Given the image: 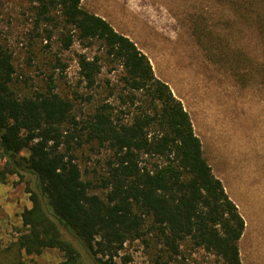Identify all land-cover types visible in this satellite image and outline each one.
I'll use <instances>...</instances> for the list:
<instances>
[{"label": "trees", "instance_id": "trees-1", "mask_svg": "<svg viewBox=\"0 0 264 264\" xmlns=\"http://www.w3.org/2000/svg\"><path fill=\"white\" fill-rule=\"evenodd\" d=\"M28 2L33 44L50 52L57 40L61 52L77 42L98 51L76 57L77 88L91 93L56 90L55 72L66 65L54 53L44 87L18 94L12 53L0 42V182L19 177L31 203L20 214L12 264L46 249L61 252L57 264H120L124 244L136 239L152 249L154 264H242L244 219L188 111L146 54L81 0ZM193 34L212 60L231 61L211 30L195 26ZM105 67L113 77L101 81ZM95 94L93 111L78 119L74 99L91 102ZM91 142L107 152L98 177L104 195L90 191L71 152Z\"/></svg>", "mask_w": 264, "mask_h": 264}, {"label": "rangeland", "instance_id": "rangeland-1", "mask_svg": "<svg viewBox=\"0 0 264 264\" xmlns=\"http://www.w3.org/2000/svg\"><path fill=\"white\" fill-rule=\"evenodd\" d=\"M81 6L133 40L155 76L181 100L207 161L244 219L242 264H264V85L259 72L264 64V0H81ZM32 20L28 0H0V42L12 53L17 93L44 87L54 53L66 65L55 72L56 90L70 97L73 91L91 93L81 84L77 88L76 57L79 52L92 55L98 45L83 49L75 42L59 52L55 40L49 52L38 41L33 44ZM195 26L219 37L231 51V61L212 60L193 34ZM110 76L105 67L101 81ZM96 100L97 94L91 102L83 96L74 99L78 119L93 111ZM71 152L90 191L104 195L98 177L107 152L95 142L74 146ZM25 188L16 175L0 182V264L15 259V240L23 230L20 214L31 204ZM154 258L152 249L136 239L124 244L117 260L154 264ZM24 259L27 264H57L62 254L46 249Z\"/></svg>", "mask_w": 264, "mask_h": 264}]
</instances>
